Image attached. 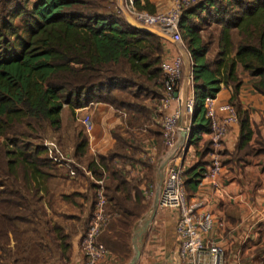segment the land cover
Returning a JSON list of instances; mask_svg holds the SVG:
<instances>
[{
    "label": "trees",
    "instance_id": "obj_1",
    "mask_svg": "<svg viewBox=\"0 0 264 264\" xmlns=\"http://www.w3.org/2000/svg\"><path fill=\"white\" fill-rule=\"evenodd\" d=\"M109 4L106 0H0V264L18 260L26 264L22 257L29 242L43 234L50 237L62 260L69 258L70 236L64 227L50 225L38 195L58 169L43 145L33 142L47 129L60 132L62 108L103 103L148 119L145 106L137 101L148 91L157 97L156 89L164 88V40L132 27ZM132 5L137 11L156 13L149 0H132ZM179 32L191 61L194 101L187 146L198 155L183 172L191 196L209 163L205 159L209 143L198 149L202 135L210 131L204 100L214 99L223 86L230 89L229 104L238 115L237 149L249 151L252 131L248 111L238 102L242 81L236 68L257 79L253 88L264 97V0H197L182 9ZM120 95L134 102L123 101ZM85 146L86 139L79 134L77 158ZM127 148L120 142L106 158L89 164L95 175L104 169L110 177L104 189L111 209L107 208L109 219L98 242L121 257L131 253V229L149 207L140 186L146 190L154 186L151 166L140 179L126 178L124 161L134 158ZM131 195L134 201L129 203ZM30 232L32 238L26 236ZM11 240L13 251L8 248ZM35 245L41 251L47 247Z\"/></svg>",
    "mask_w": 264,
    "mask_h": 264
},
{
    "label": "crops",
    "instance_id": "obj_2",
    "mask_svg": "<svg viewBox=\"0 0 264 264\" xmlns=\"http://www.w3.org/2000/svg\"><path fill=\"white\" fill-rule=\"evenodd\" d=\"M149 1L154 4L156 13L168 11L175 2V0ZM176 54L175 46L164 41L163 60H169ZM236 73L242 81L238 102L243 110L248 111L249 126L252 131L251 139L247 144L249 151H238L237 149L238 123L230 127L217 150L222 165L220 174L214 178L217 186H213L208 179H202L194 194L208 198L206 209L214 217V225L208 239L223 249L225 264H264V97L253 88V83L257 81L256 78L249 76L240 66H237ZM156 93L157 97H150L143 105L148 111V119L142 118L137 113L129 112L130 117L139 123V125L131 123L132 132L130 134L126 133L129 128L126 126L128 114L125 110H116L103 103L75 110H70L67 106L62 108L61 129L63 130L67 123H73L76 126L77 122L80 123L82 129L79 132L72 131L70 138L72 145L68 152L65 151L61 142L59 135L61 130L59 133L50 131L52 137L50 136L49 140H55L63 153L73 160L76 175L69 176L64 167L54 163L58 170L49 182L40 187L38 195L42 198L41 204L50 225L58 224L64 227L65 233L70 236L71 247L67 254L69 258L67 261L62 260L60 251L52 246L50 237L43 234L41 239L36 237L28 245L27 253L22 257L27 260L26 264L83 263L79 240L94 205L96 185L92 177L104 178L105 184L110 183V177L104 169H100L97 176L89 169V164L96 163L99 157L106 158L116 149L118 143L122 142L128 146L127 154L134 156L124 161L123 166L127 179L142 178L147 173L146 167L151 166L155 196L161 181L157 169L165 160L166 152L161 134V121L166 114L178 110V102L175 99L169 102L166 109L163 108L164 88L156 89ZM230 96V89L223 86L213 99L214 106L218 108L229 103ZM84 116H89L92 122V130L89 133H86L81 123ZM79 134L85 137L86 146L84 154L77 158L75 144ZM177 140L178 144L182 142L180 132ZM205 143H208V140L206 134H203L198 149L202 148ZM185 157L187 161L184 168L186 169L198 160L196 149L187 148ZM205 159L209 161V156L207 155ZM119 166H122L120 162H118V168ZM140 190L144 195L145 186L141 185ZM133 201L131 195L128 202ZM144 202L147 204L145 196ZM107 208L111 209L108 203ZM150 210L151 205L136 220L131 229V237L136 228H141ZM176 220V211L158 210L149 229L136 242L140 250L137 264H182L178 255ZM26 236L32 238L33 234L30 232ZM38 242L47 247L41 251L35 245ZM8 248L11 251L14 250L12 240ZM131 248L133 249L132 243ZM130 259L125 260L121 256L108 252L100 264H128ZM16 264L24 263L18 260Z\"/></svg>",
    "mask_w": 264,
    "mask_h": 264
},
{
    "label": "built area",
    "instance_id": "obj_3",
    "mask_svg": "<svg viewBox=\"0 0 264 264\" xmlns=\"http://www.w3.org/2000/svg\"><path fill=\"white\" fill-rule=\"evenodd\" d=\"M197 0H175L173 6L166 12L149 14L146 11H137L133 8L132 0H123L125 10L139 25L157 29L168 34L176 43L182 44L179 21L183 8L190 6ZM164 77L163 108L166 109L173 95L180 90L183 80V57L177 54L161 63ZM191 84V82H190ZM194 101L189 86L186 100V116H191ZM205 117L210 122V131L206 134L210 152L209 163L206 166L203 179H208L213 186H217L216 178L222 169L221 161L217 154L218 146L228 133L230 127L238 123V115L233 105L227 103L216 108L213 98L204 100ZM86 133L92 130L89 116L81 119ZM178 110L166 114L161 121V134L166 146L164 159L171 157L164 171L159 187L158 210H174L177 212L175 233L178 240V255L182 264H225L224 251L217 244L208 239L214 225V217L206 209L208 198L204 195L193 194L188 196L184 186L183 172L186 160V144H178ZM47 157L60 167H64L71 177L76 175L73 160L68 158L55 140L43 141ZM95 200L89 221L80 236L79 248L83 256L82 264H100L108 254L106 247L98 242V237L106 227L109 219L107 213V198L105 196V179H95ZM200 184V183H199ZM146 200L154 196L152 190L144 193Z\"/></svg>",
    "mask_w": 264,
    "mask_h": 264
},
{
    "label": "water",
    "instance_id": "obj_4",
    "mask_svg": "<svg viewBox=\"0 0 264 264\" xmlns=\"http://www.w3.org/2000/svg\"><path fill=\"white\" fill-rule=\"evenodd\" d=\"M117 4H118L117 5L118 10L122 13L124 19L126 20V22L129 25H131L132 27H134L140 31L155 35L164 41L170 42L171 44H173V46H175V48L180 52V54L183 57V80H182L180 90L177 93H175L173 95V97L178 102V126H179V130H180V137L182 139L181 143L186 144V150H187V148H188L187 138H188V132L190 129V122L186 116V100H187L189 86H190V82H191V61H190L189 54L187 53L185 48L182 46V44L174 42L168 34L161 32V31L154 29V28L145 27V26H141V25L137 24L131 18L130 14L125 10L121 0H117ZM186 150H185V152H186ZM170 159H171V157L165 159L163 161V163L158 167L157 174L159 175L160 179L162 178V172L164 171V169L167 166ZM160 182L158 184L157 192L155 193L154 199H153L152 204H151V210H150L149 216L144 220L140 229L136 228L134 230V232H133L134 234L131 237V243L133 246L134 254L131 257L128 264H137L138 263V260L140 257V250H139L136 242H137L138 238L149 229L150 224L154 221V218L158 212V194H159Z\"/></svg>",
    "mask_w": 264,
    "mask_h": 264
},
{
    "label": "rangeland",
    "instance_id": "obj_5",
    "mask_svg": "<svg viewBox=\"0 0 264 264\" xmlns=\"http://www.w3.org/2000/svg\"><path fill=\"white\" fill-rule=\"evenodd\" d=\"M122 1V3H123V0H121ZM106 2H107V4L108 3H110L109 4V6H111V8H113V7H117L118 8V4H117V0H106ZM182 46H183V43H182ZM184 47V46H183ZM213 52L214 51H211L210 53H209V55L210 56H212V54H213ZM150 91H148V94H147V96H145V94H143L142 95V97L140 98V100L139 101H137L138 102V104L139 105H144L145 103H146V99H147V97L149 96V97H151L150 96ZM148 97V98H149ZM119 99H121V100H123V101H126V102H134L133 100L134 99H132L131 97H129V96H125V95H120L119 96ZM127 124H126V126L129 128V129H127L126 130V133H128V134H130L132 131H131V128H132V126H131V123H134L135 125H139V123L138 122H135L134 121V119L132 118V117H130V113L129 112H127ZM82 128H81V125H80V123H76V126H74V124L72 123H67L66 125H65V127H64V129L62 130L61 129V132L59 133V135H60V137H61V142H62V145H64V149H65V151L66 152H68L69 150V148L71 147V145H72V141H71V135H72V133L76 130V131H80ZM51 130L50 129H47L46 131H45V133L44 134H38V137H37V139H35L33 142L35 143V144H43V141L45 140V139H51V137H52V135L49 133ZM73 131V132H72ZM44 135H45V139L43 138L44 137ZM58 135V134H57ZM51 136V137H50ZM50 137V138H49ZM57 138V137H56ZM149 189H151L152 190V187H149L148 188V190ZM151 200L152 199H150V200H147V203H149V208H150V205H151ZM37 223H38V221H36ZM38 224H40V223H38ZM25 226H31V225H25ZM25 226H23V225H20V227H24L25 228ZM34 227H36V225H34ZM27 228H32V227H27ZM42 228V225L41 226H39L38 227V229L39 230H42L41 229ZM43 234V233H42ZM30 243H32V242H29V244ZM42 244V243H41ZM43 245V244H42ZM130 251H131V253L130 254H127L126 256H122L125 260H128V259H130L131 258V256L133 255V249L131 248V237H130Z\"/></svg>",
    "mask_w": 264,
    "mask_h": 264
}]
</instances>
